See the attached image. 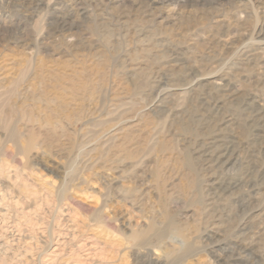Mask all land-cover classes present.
Here are the masks:
<instances>
[{"label":"rangeland","instance_id":"374dc122","mask_svg":"<svg viewBox=\"0 0 264 264\" xmlns=\"http://www.w3.org/2000/svg\"><path fill=\"white\" fill-rule=\"evenodd\" d=\"M204 94L236 117L223 168ZM243 102L264 115V0H0V264H264V188L206 211L264 158Z\"/></svg>","mask_w":264,"mask_h":264},{"label":"bare ground","instance_id":"6f19581e","mask_svg":"<svg viewBox=\"0 0 264 264\" xmlns=\"http://www.w3.org/2000/svg\"><path fill=\"white\" fill-rule=\"evenodd\" d=\"M196 82H200V77L194 76L191 80H189L190 85ZM181 89L185 90L187 89V87H182ZM201 100L203 105L205 106V109L202 114H199L201 119L200 121L202 123V126L208 128L209 132L208 136H206V141L199 143L194 148V153L203 160L204 164L208 168H223L233 161L239 150V147L238 145H236L235 139H232L233 136H231V134H224L223 128H221V126L219 127V125L232 123L236 117H234L233 112V114L226 113L221 114L222 116H220V112H218V109L221 108V103L223 102V100L220 98H215L213 99L214 101H208L207 96H205L204 94L201 97ZM251 104L252 103L249 102H243L244 110L250 113V118L248 120V126L251 130L250 133H252V136H254L255 138L264 137L263 108L252 106ZM219 117L221 118L218 120ZM257 165L258 170L256 171V173H254V175H250V173L246 171V173H242L240 176L231 178L221 177L218 175L213 176L215 177V180L211 184V189L208 190L207 194L208 203L206 211L209 217L218 222L224 220V218L228 216V211H226L225 208H218L216 207V205L217 203L219 204V201L227 192L230 191L229 196L233 195L234 191L242 183L247 185L249 198L258 199L260 191L264 188V158L261 159V161H258ZM261 205L262 204L260 203L259 206H256L260 208ZM214 227L216 226L214 225ZM247 249H252V247L247 246Z\"/></svg>","mask_w":264,"mask_h":264}]
</instances>
